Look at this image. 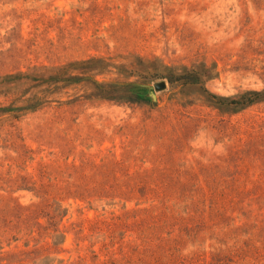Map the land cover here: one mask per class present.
Here are the masks:
<instances>
[{"label":"rangeland","instance_id":"1","mask_svg":"<svg viewBox=\"0 0 264 264\" xmlns=\"http://www.w3.org/2000/svg\"><path fill=\"white\" fill-rule=\"evenodd\" d=\"M63 67L91 79L18 118L1 111L41 88L13 77ZM263 89L264 0H0V264L76 259L84 218L137 207L120 188L145 179L236 198L186 237L187 264H264V99L216 103ZM136 92L145 101L127 100Z\"/></svg>","mask_w":264,"mask_h":264},{"label":"trees","instance_id":"2","mask_svg":"<svg viewBox=\"0 0 264 264\" xmlns=\"http://www.w3.org/2000/svg\"><path fill=\"white\" fill-rule=\"evenodd\" d=\"M81 69V75L73 74L65 67L45 71L36 69L31 74L16 75L13 80H31L35 88H41L29 97H25L28 91L23 93L19 101L24 104L17 105L18 98H16L1 111L18 118L23 112L37 110L60 89L91 79L90 76L85 75L91 71V68ZM184 79L194 82V74L184 76ZM92 83L97 89L98 96L111 100L123 99L122 96H116V88L112 83L98 80ZM144 99L140 92L132 93L127 98L135 102L145 101ZM261 99H264V89L245 91L231 99L218 98L216 103L240 109ZM41 186L48 189L50 185ZM54 186L61 189L57 182ZM103 187L108 188V186ZM140 189L144 190L142 195H138ZM163 189L165 187L161 183L147 179L121 187V193H128L125 196L126 201L136 200L137 207L127 209L122 215L112 212L111 216H86L80 232L84 239L90 240V244L84 254H81L82 249L79 248L77 251L80 252L76 259L67 262L62 260L58 264H187L188 259L182 252V244L186 237L196 232L199 226L209 228L217 225V217L235 204L236 198L228 195L225 190H215L209 183L198 184L192 193L178 196H171ZM65 192L67 194L65 198L55 194H48V198L58 203L72 197L73 191L70 188ZM73 197L77 199L76 196ZM80 199L86 200L89 197L82 196ZM102 199L100 196L99 200ZM60 208L61 205L56 206L52 217L55 218L60 214ZM127 227H131L129 231L133 238L126 242L122 238L118 239L117 234L128 231ZM53 230L58 232L56 228ZM98 238L101 239L94 240ZM48 248L49 243L43 245V250ZM19 262L26 264L22 258Z\"/></svg>","mask_w":264,"mask_h":264},{"label":"water","instance_id":"3","mask_svg":"<svg viewBox=\"0 0 264 264\" xmlns=\"http://www.w3.org/2000/svg\"><path fill=\"white\" fill-rule=\"evenodd\" d=\"M165 86V83L164 82H160V83H157L156 84V87L157 88H163Z\"/></svg>","mask_w":264,"mask_h":264}]
</instances>
